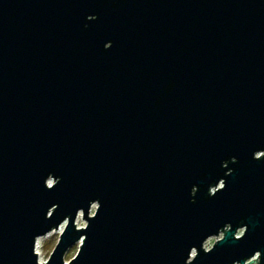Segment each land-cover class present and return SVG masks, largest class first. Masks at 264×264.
<instances>
[{
  "label": "water",
  "instance_id": "1",
  "mask_svg": "<svg viewBox=\"0 0 264 264\" xmlns=\"http://www.w3.org/2000/svg\"><path fill=\"white\" fill-rule=\"evenodd\" d=\"M0 264H264V0H0Z\"/></svg>",
  "mask_w": 264,
  "mask_h": 264
},
{
  "label": "rangeland",
  "instance_id": "2",
  "mask_svg": "<svg viewBox=\"0 0 264 264\" xmlns=\"http://www.w3.org/2000/svg\"><path fill=\"white\" fill-rule=\"evenodd\" d=\"M95 207L96 206H94L92 208L90 215H92L94 213ZM78 224L80 226H78ZM76 225L78 228L79 227L84 228L87 226V221L85 220V218H83V214H80V216L77 218ZM62 227L64 230L65 224H63ZM63 230L60 231V228H59L57 231H53L48 236L40 238V240H41L40 241V247H39L40 255H38V259L41 263H44L49 259L50 255L52 254L53 250L55 249L56 245L58 244L60 235L63 232ZM242 231L243 230H240L238 232V236L241 235ZM222 237H223V234H220L218 237H213V238L208 239V241L205 244V247L211 248L215 244V242L217 240L221 239ZM78 248H79L78 244H76L75 246L70 248V250L67 252V254L65 256L66 263H68L71 259L74 258V256L78 252Z\"/></svg>",
  "mask_w": 264,
  "mask_h": 264
},
{
  "label": "bare ground",
  "instance_id": "3",
  "mask_svg": "<svg viewBox=\"0 0 264 264\" xmlns=\"http://www.w3.org/2000/svg\"><path fill=\"white\" fill-rule=\"evenodd\" d=\"M78 226H80L79 224H78ZM79 228H81V227H79ZM63 230V227L61 226L60 227V231H62ZM48 236V235H47ZM43 238V237H42ZM40 238L38 239V241H37V248H36V252H37V254L38 255H40V252H39V247H40Z\"/></svg>",
  "mask_w": 264,
  "mask_h": 264
}]
</instances>
